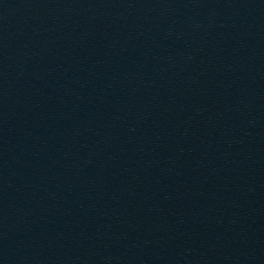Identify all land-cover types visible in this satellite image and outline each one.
Listing matches in <instances>:
<instances>
[{"label":"water","instance_id":"1","mask_svg":"<svg viewBox=\"0 0 264 264\" xmlns=\"http://www.w3.org/2000/svg\"><path fill=\"white\" fill-rule=\"evenodd\" d=\"M141 0H0V264H65Z\"/></svg>","mask_w":264,"mask_h":264}]
</instances>
